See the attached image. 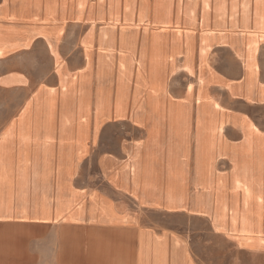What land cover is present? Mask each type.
Wrapping results in <instances>:
<instances>
[{
	"label": "crops",
	"instance_id": "crops-1",
	"mask_svg": "<svg viewBox=\"0 0 264 264\" xmlns=\"http://www.w3.org/2000/svg\"><path fill=\"white\" fill-rule=\"evenodd\" d=\"M201 72L207 102L178 107ZM83 84L89 123H61ZM0 90L23 95L0 264L264 258V234H227L264 233V0H0Z\"/></svg>",
	"mask_w": 264,
	"mask_h": 264
},
{
	"label": "rangeland",
	"instance_id": "rangeland-1",
	"mask_svg": "<svg viewBox=\"0 0 264 264\" xmlns=\"http://www.w3.org/2000/svg\"><path fill=\"white\" fill-rule=\"evenodd\" d=\"M147 6H149L147 4ZM184 8V5H183ZM178 28H184L185 24H184V20H179L178 21ZM151 26V23H150ZM146 27H149L148 25H146ZM206 37V36H203ZM210 38V41H216L217 36H207ZM209 41V42H210ZM204 53V52H203ZM200 77L202 78L197 86L194 88L193 83L192 82H185L186 85V94L184 96V98H179L177 103H178V107H185V105L182 106V103H185L186 100L189 97H193L192 100V106L193 109H198L200 107H203V103H206L207 100L205 99V95L206 93L209 94L208 92V85L211 83L212 80V76L210 73L208 74H204L203 72L200 73ZM84 87H82L81 89V93H80V102H81V111L82 114L80 116H76V121L74 117H71L69 114H63L61 116V123H68V122H77V123H81L82 125H86L87 123H89V110H90V100H89V93L86 91L88 85L83 84ZM100 87V85H99ZM139 87V85H138ZM190 93V94H187ZM207 94V95H208ZM22 99H23V95L18 94L16 92H5V91H1L0 90V125L7 123L11 120V118H13L18 110L19 107L22 103ZM64 99H69L67 98V94H66V98ZM113 101V100H112ZM120 101L119 99L114 100V103ZM211 102H213L211 100ZM67 103H65L66 105ZM30 107V103L25 107V109L23 110V112L21 113V115L18 117V119L12 121V123H19V124H27L30 122V118H29V113H27V108ZM68 107V106H67ZM64 112H69L70 110L68 108L63 109ZM196 115H195V120H196ZM107 119L106 116H101V115H96L94 117V122L98 123H102ZM36 122H45V123H50L53 122V119L50 115L46 114L44 120L40 119V114L37 115V121ZM83 135H86V132H82ZM10 156L9 153V149L8 147L2 146L1 148V154H0V171L2 170H8V161H4L3 159ZM2 168V169H1ZM1 175H5L3 173L0 172V177ZM17 183L16 180H5V179H1L0 178V201H7L11 198L10 196V189L11 186L15 187V184ZM261 230V229H260ZM254 233H257V237L258 235H263L264 233L261 232H254V231H246L244 232L243 235L239 236V240H238V236H234L233 234H230L229 232H227L228 237H230L231 239H233L234 241L237 242H244V241H248L251 238L255 239L257 237H252V235H254ZM264 236V235H263ZM241 239V240H240ZM226 255H227V264L229 262H233L235 264H240V259L238 257V255L235 253V251L233 250L232 245L230 244V242L227 241V246H226ZM258 264H264V258L259 257L258 259Z\"/></svg>",
	"mask_w": 264,
	"mask_h": 264
}]
</instances>
